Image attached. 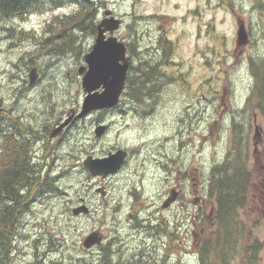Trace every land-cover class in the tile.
Returning a JSON list of instances; mask_svg holds the SVG:
<instances>
[{
    "label": "rangeland",
    "instance_id": "1",
    "mask_svg": "<svg viewBox=\"0 0 264 264\" xmlns=\"http://www.w3.org/2000/svg\"><path fill=\"white\" fill-rule=\"evenodd\" d=\"M94 1L96 26L106 8L124 19L115 34L130 45L133 83L126 81L131 100L126 108L137 107L126 112L116 105L77 116L87 96L84 74L78 70L82 65L87 70L85 55L96 39L88 23L85 27L79 20L71 25L78 55H41L43 49L32 41L18 39L11 46L13 38H2L3 33L9 34L0 32V97L11 112L0 114V133L3 124L7 128L19 119L41 130L50 125L51 132L74 119L64 140L57 139L59 132L55 134L49 156L35 159L47 165L41 169L42 176L34 179L35 185L22 191L21 211L27 213L14 231L9 264H168L163 263L165 258L178 262L179 255L182 264H202L199 247L214 229L202 221L197 232L191 233L189 218L195 212L197 193H191L194 185L188 180H207L211 167L225 159L236 140L248 144L253 173L249 194H258V205H252L250 195L251 202L241 211L245 228L240 232L244 247L263 242L264 201L259 189L264 178V106L255 92L260 85L257 73L264 69L260 66L264 62V0ZM240 18L250 29L247 46L237 44ZM161 33L170 39V52L159 62L157 76L145 84L141 71L161 57L153 50L156 40L150 38ZM137 40L144 49L140 55L132 52ZM36 62L51 74L53 85L45 81L50 79L48 73L36 85L23 82L22 77L29 81ZM99 125H106L101 137L95 133ZM39 147L34 148L42 155ZM118 149L126 150L127 157L116 172L93 176L84 166L88 156L105 157ZM3 156L8 158L6 153ZM183 174L188 177L182 184L186 206L163 208ZM98 188L106 191L104 197ZM82 203L92 212L74 215L73 207ZM181 217L187 218L182 224L186 225V244L138 243L134 225L141 220L158 224L154 239L161 240L166 221L173 225ZM0 226L4 228L2 211ZM92 232L100 233L102 241L85 247L83 241ZM239 249L229 264H248L244 248ZM256 256L253 264H264V247Z\"/></svg>",
    "mask_w": 264,
    "mask_h": 264
},
{
    "label": "flooded vegetation",
    "instance_id": "2",
    "mask_svg": "<svg viewBox=\"0 0 264 264\" xmlns=\"http://www.w3.org/2000/svg\"><path fill=\"white\" fill-rule=\"evenodd\" d=\"M90 1L91 0H17V1L0 0V23L3 24V25L0 24L1 25L0 32L7 31L9 34L5 36V33H3L2 38L11 37L16 40L23 38L30 40L35 46H38V48L40 47L41 49H43L44 52L41 55L45 54L46 56H52V55L56 56V55H68L71 53L74 54L75 43L73 39V34H74L75 26H71L74 23V15L78 13L82 7H86V5L90 3ZM9 2H12V5H14V7H17V9L13 11V13L4 16V12L6 10H4L3 7L6 5H10ZM262 3L264 5V1H262ZM69 8H72V10L67 12L66 9ZM113 14L119 16L114 12V10H113ZM36 17H39V19L42 18V20L37 19L35 21ZM121 19H122V23H124V19L122 17ZM64 24H66V26L67 25L69 26H67V28L64 29L62 28ZM238 24L245 25V21L240 18L238 20ZM245 27L248 35V43H247L248 45L251 38V33H250V29L248 30L246 25ZM150 39L156 40L155 41L156 45L153 47V50L155 49L156 52H159L161 56L159 59L154 60V62H163V60L167 56L166 54L170 52V49L167 45V41L170 39L163 36L162 33L159 36L154 35ZM14 45H16V43H14ZM128 45L129 44H126L127 53L130 50V45L129 46ZM143 50L144 49H142V45L137 40V43L134 44V48L132 49L133 54L140 55V53H142ZM132 60H133V55L130 56V63L132 62ZM27 62L29 63L30 61ZM143 62L145 63L147 62V60H144ZM27 66L29 67L30 65ZM32 68H35L37 78L35 79L34 82L31 83L30 79L28 81L26 78L22 77L23 82L25 83L29 82V84L36 85L37 82L38 83L43 82L45 78H48V76L51 75L49 72H47L44 69V67L39 62H36V64L33 65ZM49 78L50 79L45 80L46 83L47 84L50 83L51 85H53L54 82L51 76ZM255 94L257 95V93ZM130 102L131 100L127 97V87L125 85L124 92L121 95L120 100L116 107L120 108L122 112H126L128 109L131 110L137 108L134 104H131V107L126 108ZM59 104L60 106H62L63 102H59ZM0 106L4 107V111L1 112L0 114L5 113L6 116L11 114V112L8 111L7 107L4 106L1 97H0ZM45 108H49V106L46 105ZM53 110L54 108L52 109V111ZM142 110H144V108ZM48 112L51 111L49 110ZM61 120H63V116H61V118L59 117L58 122L61 123L62 122ZM73 121L74 119L65 125L61 124L57 129H53L52 132L49 131L50 125H44L43 130H41L38 129V127L37 128L33 127L34 125L32 123H28L30 124L28 125L26 123L28 121L24 122V120L22 121L21 119L15 120L14 124L8 125L7 128H5L4 124L2 123L3 131L0 133V150L1 151L7 150L8 157L12 158L13 155L12 159H14L17 153L11 154L10 152L15 151L17 149H21L22 147H26L28 149V152L24 153V155L28 157L29 164L33 167L32 171L36 169L37 176H42L41 169L44 165L45 166L47 165V161L45 160L46 162H44L43 164V163H37L35 159L45 158L47 157V155L49 156L51 152V144L53 143L54 138H57L55 134L59 132L60 136L57 139H60V141L64 140L66 138L67 131L71 127ZM37 146H41L39 147V150L40 149L44 150V153L42 155L38 153V150L37 151L35 150L34 147ZM11 162H13V160ZM187 178L188 177L186 176V174H183V177H178L177 186L173 187V189H171L170 192L171 195L172 192H174L176 197L168 206L165 207L163 206V208L168 210L173 208L174 206L175 207L183 206V205L186 206L185 196H184L185 188L182 186V184L185 183V180ZM210 178L211 177L209 175L207 180L205 179L203 180L200 177L196 179L188 180L189 184L194 185V190L191 189V193H197L195 197V202H196L195 212L189 218V223L192 226L191 233L197 232L196 228L201 224L202 221H204L206 224L210 222L211 227H213V229H216L218 231L221 230L225 225V221L223 222L221 220V216L219 214L220 202L218 196L216 194H213L212 196L209 195L208 184ZM204 182L206 184H204ZM259 190H260L261 198L264 201V178ZM200 192H202V194H200ZM252 193L249 194L247 201H245L244 203L237 204L238 205L237 208L240 214L238 219L234 220L235 223L231 222L232 227H234V225H236V227L240 226L239 228L245 227V220L242 217L241 211L243 212L244 208H246V206L251 201L253 206L258 205V194L257 193L252 194ZM21 194L24 193H22L21 191ZM250 195H251V199H250L251 201L249 200ZM23 205L24 202L21 204L20 207L16 208L15 210V214L17 216V218L15 219L16 221L15 227H17V223L20 222L22 218L21 216L27 213L26 209L24 211H21ZM91 212L92 210L90 209V213ZM185 218L181 217V219H177L175 223L173 222V225L171 224V222L167 220L166 221L167 229L163 231L162 239L158 240L155 238L156 241L154 239V235H156V233L158 232L156 231L154 232V226L156 227L158 224L154 225L152 221L151 223H147V220L149 219L141 220L138 224L134 225V229L137 230V234H138V239H137L138 243H145L148 240H151L153 245L157 243L161 247L166 246L167 242H175V241H178L180 244L183 243L186 244V231H187L186 225H182L186 223L187 218L186 219ZM229 223L230 222H227L228 225ZM159 236L160 235H158L157 237ZM179 256L180 257L178 262H176L177 259L174 260L172 257H169L168 259L165 258L163 260V263L182 264L181 255Z\"/></svg>",
    "mask_w": 264,
    "mask_h": 264
},
{
    "label": "trees",
    "instance_id": "3",
    "mask_svg": "<svg viewBox=\"0 0 264 264\" xmlns=\"http://www.w3.org/2000/svg\"><path fill=\"white\" fill-rule=\"evenodd\" d=\"M9 4L3 7L6 10L4 16L13 13L17 9V7L12 5V2H9ZM95 12L97 13V8L94 6V2L90 1L86 7H82L74 15L76 23L80 20L82 22L80 25L83 24L82 26L85 27V23H88L89 32L93 35L97 32ZM75 53L78 55L80 49L75 47ZM260 66L264 67V62ZM157 67L159 68V62L148 63V66H144L145 69L140 74L144 77L145 84L157 76ZM130 70H133V66L130 67ZM262 71L263 73H257L260 85L257 84L258 91L256 90V93L260 97L259 104L264 106V69ZM127 79L129 85L133 83L131 71ZM235 128L237 129L236 125ZM233 132L235 133L236 131L234 130ZM27 152L28 149L26 147L11 151V154L17 153L14 159H12L13 155L12 158H4L3 155L8 153L7 150L0 154V213L2 211V223L4 224V228L0 226V264L10 263L12 240L16 229L14 221L17 216L15 210L24 202V194H21V191L28 190L31 185L34 186V179H38L37 174L33 175V173H36V169L32 171L33 167L29 164L28 157L24 155ZM12 160L13 162H11ZM210 177L208 184L209 195L216 194L218 196L220 202L219 214L221 220L225 221V225L219 231L214 229V232L209 233L207 238L201 243L199 247L201 263L229 264L231 258L240 251L238 247H243L245 257H248V264H253L254 260H257V250L264 247V241L258 240L255 244H246L244 247L240 230L245 227L239 228L240 226L236 227L234 225L232 227L231 225V222L235 223L234 220L238 219L240 214L237 204L248 200L250 186L253 181V173L249 165L248 144L243 140H236L232 150L227 153L225 159L211 167ZM2 201H5L4 205H2ZM227 222H230L229 225ZM9 229L10 231H8ZM107 255L108 249L105 251L104 256Z\"/></svg>",
    "mask_w": 264,
    "mask_h": 264
},
{
    "label": "water",
    "instance_id": "4",
    "mask_svg": "<svg viewBox=\"0 0 264 264\" xmlns=\"http://www.w3.org/2000/svg\"><path fill=\"white\" fill-rule=\"evenodd\" d=\"M104 18L98 25V33L90 52L85 55V61L88 65L79 68L80 73H84L82 85L87 92L82 109L78 113V117L85 116L93 110L104 108H112L119 102L120 96L124 91L130 59L127 56V47L125 43L118 39L114 32L119 30L121 19L112 14V10L105 11ZM111 35L107 36L106 33ZM248 35L243 24H239L237 32V43L239 45L246 44ZM37 78L35 68L30 73L31 83ZM2 108L0 107V112ZM106 131V125H99L96 129V136L101 137ZM127 157V151L118 149L116 152H109L105 157L88 156L84 160V166L93 176L105 177L116 172L124 164ZM97 192H101L105 196L103 188H98ZM176 195L172 192L164 202V207L168 206ZM89 211L86 205L78 206L73 209L75 215L87 213ZM102 236L98 232H92L85 240L84 245L91 247L100 243Z\"/></svg>",
    "mask_w": 264,
    "mask_h": 264
},
{
    "label": "bare ground",
    "instance_id": "5",
    "mask_svg": "<svg viewBox=\"0 0 264 264\" xmlns=\"http://www.w3.org/2000/svg\"><path fill=\"white\" fill-rule=\"evenodd\" d=\"M233 186V185H232ZM31 187H32V185H31Z\"/></svg>",
    "mask_w": 264,
    "mask_h": 264
}]
</instances>
